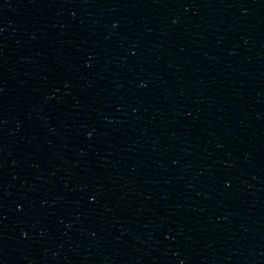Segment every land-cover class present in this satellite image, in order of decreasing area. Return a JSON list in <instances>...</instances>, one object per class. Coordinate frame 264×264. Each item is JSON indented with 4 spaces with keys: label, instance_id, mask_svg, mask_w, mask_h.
<instances>
[{
    "label": "water",
    "instance_id": "obj_1",
    "mask_svg": "<svg viewBox=\"0 0 264 264\" xmlns=\"http://www.w3.org/2000/svg\"><path fill=\"white\" fill-rule=\"evenodd\" d=\"M202 120L264 202V0H133Z\"/></svg>",
    "mask_w": 264,
    "mask_h": 264
}]
</instances>
